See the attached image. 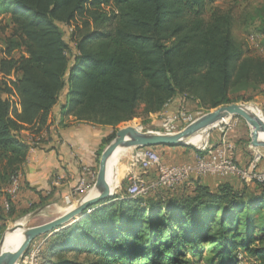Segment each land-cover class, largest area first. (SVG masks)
Here are the masks:
<instances>
[{
    "label": "trees",
    "instance_id": "trees-1",
    "mask_svg": "<svg viewBox=\"0 0 264 264\" xmlns=\"http://www.w3.org/2000/svg\"><path fill=\"white\" fill-rule=\"evenodd\" d=\"M211 1L0 0L2 30L10 28L0 58V190L32 146L21 132L41 130L55 106L62 117L113 127L100 148L141 106L145 117L174 100L211 109L237 101L231 93L260 90L264 53L248 55L235 38L232 7L206 16ZM255 18L264 47V7ZM259 185V194L196 184L192 194L175 195L178 186L132 198L125 187L49 236L39 264H264ZM55 189L39 203L57 200Z\"/></svg>",
    "mask_w": 264,
    "mask_h": 264
},
{
    "label": "crops",
    "instance_id": "crops-1",
    "mask_svg": "<svg viewBox=\"0 0 264 264\" xmlns=\"http://www.w3.org/2000/svg\"><path fill=\"white\" fill-rule=\"evenodd\" d=\"M261 50L263 54L264 47ZM262 54L259 53V55ZM262 97V95L255 96L254 100L263 105L264 99ZM173 103L177 105L180 102L178 100L172 101L171 104L174 106ZM248 127L246 124H236L228 132H218V137L211 134L208 145L219 147L222 143L229 144L232 147L234 160L241 167H246L254 154L259 153L261 158L257 169L264 171V148L255 147L251 144L250 128ZM108 128V126L80 122L72 116L62 117L59 114L58 106H55L41 130L34 133L30 130H23L21 132L23 139L30 142L31 139L36 138L39 140V144L29 150L26 161L22 165L18 193L9 198L5 189L0 190V212L5 213V202H11L16 213L31 206L32 203H38L39 193L45 196L51 191L52 187L56 189L53 190L51 196H54L57 200L61 197L64 198L68 189L77 185L81 177L82 167L89 166L91 168L94 166L100 141L110 133L107 130ZM154 148L162 161L168 164L191 163L195 160L197 151L196 149H188L185 146H155ZM142 176L147 182L155 179L156 171L154 167L148 169ZM54 180H58L59 184L54 185ZM196 184L207 186L211 190H216L221 184H229L237 191H246L249 194H259L261 192L260 185L255 182H245L233 176L206 175L191 177L179 186L175 195L192 194ZM87 193L91 195L92 189Z\"/></svg>",
    "mask_w": 264,
    "mask_h": 264
},
{
    "label": "rangeland",
    "instance_id": "rangeland-1",
    "mask_svg": "<svg viewBox=\"0 0 264 264\" xmlns=\"http://www.w3.org/2000/svg\"><path fill=\"white\" fill-rule=\"evenodd\" d=\"M213 7H220V8H230L232 7L234 9V12L237 17L236 24L234 25V36L238 41L243 42L244 50L249 55H259V53L262 54V39L260 34L257 32V19L256 14L258 13L259 9H262L264 7V0H212L211 2L207 3L206 6V16L210 15V11ZM107 9V8H106ZM5 17L0 16V58L4 56L3 54V48H5V43L3 39L9 35L10 28L6 27L4 30L2 28L5 27ZM62 29L64 31L65 39L69 42V46L73 48V43L70 42V34L72 27L63 25ZM15 57H19L21 55V50L18 49L14 53ZM1 78V75H0ZM262 95L264 99V86L261 87L260 90H248V91H240V93H231L232 98H238L237 101L232 103H242L247 106H254L257 108L260 113L262 114V120L264 118V103L263 105L259 103V101L254 100L255 96ZM259 100V99H258ZM174 104V103H173ZM186 107L185 109L188 110V112H192L196 118L201 117L202 115L213 111L215 108L211 109H205L200 108L194 103L185 102L184 104ZM142 106L138 109V116L133 118L132 120L128 122H124L122 124H119L115 127V131H117L119 128L126 126V125H134L141 128L142 131H159L164 132V128L162 126L165 119L173 114L176 113V111L179 108V104L172 107H166L161 113L159 114H151L149 116H144L142 114ZM175 112V113H174ZM224 121L220 123L219 125H216L213 127L208 133H206V141L203 145L208 144L209 140L211 138V134L214 137H218V132H228L229 130L233 129L236 124L243 125L246 124L245 121L240 117H232V118H224ZM182 123V122H181ZM247 125V124H246ZM185 125L180 124V122H177L175 124V131H179L182 129ZM249 128V127H248ZM107 130L112 132L114 130L113 127H109ZM107 146V145H106ZM106 146H100L99 150H97L99 154V157L104 150ZM187 147L188 149H196L194 145H183ZM153 150L156 151L154 147H152ZM138 150L136 147H129V148H121L117 152V157L114 158L115 164L114 167L111 165L108 168V172L112 171L116 168L117 171V186L111 191L113 194L115 193H122L125 190V187L128 185V178H130L131 175L127 176L128 173L132 172L133 174H139L141 172L140 168H136L131 166V159L134 155V153ZM96 172L98 170V164L95 167ZM135 170V172H134ZM94 184H91L88 187L82 188L81 190H75L76 186H73L68 189L67 195L64 198H59L55 201H50L45 204L38 203H32L31 206H28L24 209H21L19 212H15L14 215H9V210L5 212L7 214L6 219L2 220V224L0 225V238L4 233L12 231L10 228H12L15 224L16 226H21L23 230L25 228L33 227L36 225L43 224L45 222H48L60 215L63 214L62 210H67L69 207L78 204L82 197L93 188ZM62 209V210H61ZM260 214L261 211H259ZM259 212H257L258 215ZM18 228V227H17ZM47 236H39L35 238L25 251V253H29L33 251L37 246H40L42 248V244L45 240H47ZM206 256H209V252L206 253ZM236 255L238 257L243 256V253L239 250H237ZM205 256V255H204ZM205 256V257H206ZM243 264L246 263V258H242ZM19 264H22L19 262ZM197 264H206L205 261H202Z\"/></svg>",
    "mask_w": 264,
    "mask_h": 264
},
{
    "label": "built area",
    "instance_id": "built-area-1",
    "mask_svg": "<svg viewBox=\"0 0 264 264\" xmlns=\"http://www.w3.org/2000/svg\"><path fill=\"white\" fill-rule=\"evenodd\" d=\"M15 101V98L11 96ZM172 101L168 102L166 107H170ZM185 103H180L179 108L175 114L167 117L162 126L164 132L158 133H174L175 124L180 122L185 126L193 122L196 117L192 112L185 109ZM163 109V110H164ZM162 110V111H163ZM161 113V112H160ZM159 114V113H157ZM182 122V123H181ZM184 126V127H185ZM38 139H31L32 144L30 149L35 148L38 144ZM196 148L195 160L191 163H164L160 155L150 147L138 148L131 159V166L140 168L139 174L128 173V185L126 187V195L128 197L144 196L148 192L157 188L175 189L184 182L188 181L191 177H203L206 175H218L222 177L233 176L245 182H255L264 185V171L258 170L257 165L260 161L261 155L254 154L251 161L246 167L239 166L233 158L232 147L229 144L222 143L221 146H209L208 144L201 145ZM154 167L156 171L155 179L147 182L142 176L145 172ZM96 171L89 166L82 167L81 177L78 180L75 190H81L94 184L96 178ZM20 173L12 176L10 185L6 192L10 197H14L20 188ZM59 184L58 180H54V185ZM9 203H4V208L9 209ZM40 246H37L33 251L24 253L16 264H39Z\"/></svg>",
    "mask_w": 264,
    "mask_h": 264
},
{
    "label": "water",
    "instance_id": "water-1",
    "mask_svg": "<svg viewBox=\"0 0 264 264\" xmlns=\"http://www.w3.org/2000/svg\"><path fill=\"white\" fill-rule=\"evenodd\" d=\"M232 117L242 118L250 128L251 144L255 147L264 148V140H260L259 138L260 134L264 135V118L263 120H260L253 114L247 112L242 103L220 105L213 111L196 118L193 122L174 133L142 131L134 125H126L119 128L115 133V137L104 148L99 157L98 170L92 188L95 191V196L82 199L77 207L48 222L25 228V239L15 251H3L2 245L4 242V233L0 238V264H16L35 238L42 235L49 237L56 232L71 226L78 221L90 207L110 198L113 193L110 191L106 183V164L118 148L190 145L185 139L193 133L202 128H205L207 132H209L213 127L222 123L224 118ZM17 227L21 226H16L15 224L10 229L13 231Z\"/></svg>",
    "mask_w": 264,
    "mask_h": 264
},
{
    "label": "bare ground",
    "instance_id": "bare-ground-1",
    "mask_svg": "<svg viewBox=\"0 0 264 264\" xmlns=\"http://www.w3.org/2000/svg\"><path fill=\"white\" fill-rule=\"evenodd\" d=\"M245 110L247 112H249L250 114H253L254 116H256L258 119L262 120V114L260 113V111L255 108L254 106H247L244 105ZM138 127V126H136ZM138 129L140 130L141 128L138 127ZM206 133L207 130L205 128H202L198 131H196L195 133H193L191 136H189L187 139H185L187 141L188 144L194 145V146H201L205 143L206 141ZM260 140H264V135L260 134ZM123 147L118 148L114 154L109 158L107 164H106V183L110 189V191H112L116 186H117V171L116 168L113 169L112 171H110V173L108 172V168L115 164L114 158L117 157V152L119 149H121ZM90 194L87 193L82 199H87L88 197L91 198L93 196H95V191L92 189V194L89 196ZM81 199V200H82ZM78 204L72 206L71 208L69 207L67 210H62L63 213L65 212H69L70 210L74 209L75 207H77ZM25 239V230H23L21 227L16 228L13 231L7 232L4 235V242L2 245V249L3 251L6 252H12L15 251L20 244L23 242V240Z\"/></svg>",
    "mask_w": 264,
    "mask_h": 264
}]
</instances>
